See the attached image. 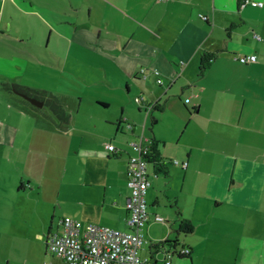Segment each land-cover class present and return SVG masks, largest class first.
I'll return each instance as SVG.
<instances>
[{
    "label": "crops",
    "instance_id": "crops-1",
    "mask_svg": "<svg viewBox=\"0 0 264 264\" xmlns=\"http://www.w3.org/2000/svg\"><path fill=\"white\" fill-rule=\"evenodd\" d=\"M252 1L263 5H245L244 0H0V154L11 163L12 175L21 178L18 191H34L37 204L46 208L58 201L60 128L62 137L70 139L58 114V105L65 106L68 97L64 93L86 92L91 98L87 90L99 85L123 94L134 90L148 99L142 97L139 111L142 106L146 112L170 111L186 124L180 149L173 153L162 151L165 137L152 136L160 142L167 174H155L150 165L156 181L151 180L147 195L146 248L165 239L178 241L180 223L189 220L192 231L180 245L191 253L177 264H194L203 242L209 264H264V0ZM205 54L214 58L200 75ZM244 55L257 60H236ZM46 104L53 121L37 110ZM151 104L161 110H147ZM122 119L128 121L121 115L114 123L105 120L125 136L126 123L116 125ZM171 131L178 132L173 124ZM82 141L66 147L73 152ZM122 154L119 149L109 158ZM126 178V171L119 173L115 181L120 185L111 193L125 221ZM156 214L166 223L156 222ZM52 228L37 237L45 240L55 232ZM250 242L260 246L247 249ZM163 255L153 256L161 260Z\"/></svg>",
    "mask_w": 264,
    "mask_h": 264
},
{
    "label": "rangeland",
    "instance_id": "rangeland-1",
    "mask_svg": "<svg viewBox=\"0 0 264 264\" xmlns=\"http://www.w3.org/2000/svg\"><path fill=\"white\" fill-rule=\"evenodd\" d=\"M37 30V37H41V28ZM152 84L157 86L156 82ZM163 85L164 88L167 87V83ZM87 91L92 94L91 98L86 92L64 93L65 96H68L65 98V106H63L66 113H61L59 116L62 117L60 119L63 121L62 124H66L64 128L68 129L70 139L62 137L60 132L65 130L60 128L57 134L60 141V189L55 205H51L49 208L38 205L35 195L32 193L34 191H18L21 178L12 175L15 172L11 170V163L7 164L0 154V264H8V262L9 264H64L62 260L53 257L47 251L45 240L37 237L36 234L43 233L51 224H53L52 229L57 231L60 220L66 217L83 224H95L121 232L130 231L123 216L124 212L117 210L116 200L111 199L113 195L111 193L117 192L120 185L115 181L118 174L126 171L127 176L129 158L136 155L130 143L136 139V135L143 134L146 138H152L153 133L157 132L167 140L166 147L164 146L162 151L166 149L169 153H173L176 149H180L177 145L186 128L185 122L174 117L173 113H169L170 111L163 114H160L159 111L146 112L144 106L139 111L141 104H137L135 98H145L146 96H140L141 94H137L134 90L124 94L123 92L105 91V87L102 85ZM145 100L148 101L147 98ZM98 101H108V108L99 106ZM62 102L64 104L63 100ZM122 104L124 105L122 106ZM37 110L41 117L50 121L55 118L50 112L49 104ZM120 115L128 119L130 124L135 125V135H131L132 129L126 124L123 125L125 136H122L120 131L115 133V126L106 123V117L111 119V123H114L113 121ZM152 116L158 120L154 126L152 125ZM172 124L178 132L172 133ZM47 126L55 128V125L50 123ZM80 139H83L81 145L70 152L68 150L70 147L66 146L69 143L76 144ZM107 144L118 148L117 152L119 149L123 150L122 156L119 159L109 158L110 152L106 148ZM171 160H178V158H171ZM151 168L148 165V172L152 175L150 176L151 180L156 181L154 173H150ZM170 168H175V166L170 165ZM17 169L21 171L19 168ZM27 180L25 177L26 184ZM85 183H88L86 185L89 186L84 185ZM122 186L124 185L122 184ZM111 187L113 188L111 189ZM126 188L129 190L126 193L131 195L128 184H126ZM162 217L166 221V217ZM161 226L157 225V230L163 228ZM260 231L262 234L263 230ZM166 233L165 230V235ZM167 235L171 237L173 235L175 238V233L170 231ZM185 235L183 233L182 237H179L178 250L185 247L180 245L183 244ZM156 237L159 238L160 235ZM258 245L260 246V244L250 242L246 244V248L253 249ZM263 245L261 244V247ZM146 247L147 245L144 243L139 251L142 258L149 255V250ZM166 250L175 251V248L171 246ZM209 254V248L207 249V244L203 242L201 250L195 254L194 264H203V261L205 264H209L210 260L207 258ZM179 259L175 254L173 264H177Z\"/></svg>",
    "mask_w": 264,
    "mask_h": 264
},
{
    "label": "built area",
    "instance_id": "built-area-1",
    "mask_svg": "<svg viewBox=\"0 0 264 264\" xmlns=\"http://www.w3.org/2000/svg\"><path fill=\"white\" fill-rule=\"evenodd\" d=\"M244 4L252 6H262L263 3L252 0H244ZM258 40L260 36L255 35ZM236 60L243 63L256 62L255 55L237 56ZM183 65V62H181ZM153 73L160 72L153 69ZM141 74L145 75V70L141 69ZM162 84V79L157 80ZM142 97L135 98L137 104H141ZM148 108L151 109L149 106ZM149 109V110H150ZM130 127V126H129ZM136 155L129 158L127 168V184L131 190V195L126 202L128 216L126 224L130 231L121 232L95 224H83L80 221L66 217L60 220V230L50 232L46 238L47 251L63 260L65 264H173V256L188 255L190 249L181 247L175 251L166 250L161 260H154L150 257L142 258L139 255L144 239L143 230L149 219L147 204L148 190L152 185L148 172V159L151 142L144 136L130 143ZM106 148L111 153H117V149L112 144H107ZM175 165L182 168L187 167V162L180 163L174 160ZM156 222H164V218L155 215Z\"/></svg>",
    "mask_w": 264,
    "mask_h": 264
},
{
    "label": "trees",
    "instance_id": "trees-1",
    "mask_svg": "<svg viewBox=\"0 0 264 264\" xmlns=\"http://www.w3.org/2000/svg\"><path fill=\"white\" fill-rule=\"evenodd\" d=\"M214 58V55L212 54H205L203 57H202V60H201V66H200V75H203L204 72L209 68L210 64H211V61L212 59ZM144 101H142L143 103ZM141 103V105H142ZM100 104V103H99ZM102 105V104H100ZM58 110H59V115L64 114L66 113L62 104L60 103L58 105ZM151 108H155V109H160L161 108L159 106H157V104H151L149 105ZM147 110L148 107H147ZM60 118V116H59ZM62 118V117H61ZM122 123H126L128 126H130L129 128L130 129H133L135 127V125H132L130 124L127 120H119L116 125L118 127L121 126ZM157 123V120L155 118L152 119V125H156ZM143 136V135H141ZM139 136L138 139L141 137ZM151 142L150 144V154L146 157L148 159V164L149 165H153L154 168H155V174L157 173H164L167 174V170L166 168L164 167L163 163L161 162V159H160V150H159V144L160 142L159 141H156L155 139H150L149 140ZM174 161V160H173ZM179 230L184 233V234H188L192 231V225H191V222L189 220H182V222L180 223V228ZM178 241H171V240H168V239H165L164 241H159V242H154V243H151L150 245V248H149V251H150V258L151 259H154V260H157L156 258H154L153 255H156L157 253H162L164 254V252L166 251V249L168 247H171V246H175V244H177ZM191 253V250L189 252V254ZM188 254V255H189ZM179 258H182V256H178Z\"/></svg>",
    "mask_w": 264,
    "mask_h": 264
},
{
    "label": "water",
    "instance_id": "water-1",
    "mask_svg": "<svg viewBox=\"0 0 264 264\" xmlns=\"http://www.w3.org/2000/svg\"><path fill=\"white\" fill-rule=\"evenodd\" d=\"M17 94H19L20 96H22L23 98L29 100L31 103L38 105V106H42L43 103L39 102L37 99L30 97L29 95L25 94V93H21V92H17ZM176 241V240H175Z\"/></svg>",
    "mask_w": 264,
    "mask_h": 264
}]
</instances>
